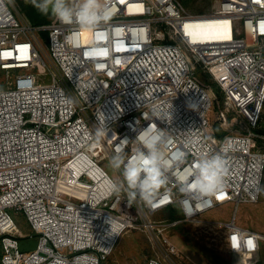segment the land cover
Listing matches in <instances>:
<instances>
[{"label": "built area", "instance_id": "2783aa9c", "mask_svg": "<svg viewBox=\"0 0 264 264\" xmlns=\"http://www.w3.org/2000/svg\"><path fill=\"white\" fill-rule=\"evenodd\" d=\"M106 3L109 19L93 29L57 19L34 26L12 0H0V264H105L134 229L156 248L147 264H177L189 259L169 239L170 228L205 225L203 216L223 205L233 204L236 213L260 200L264 0H216L205 15L188 13L177 0ZM201 17L229 18L231 38L200 36L190 24ZM200 70L221 88L225 112L236 110L247 129L217 135L214 94L199 80ZM171 105L172 118L151 120L153 108ZM150 123L165 130L161 151L173 167L148 207L128 196L122 168H114V179L104 165L118 147L130 157ZM226 139L232 146L224 153ZM216 153L229 161L226 188L214 196L181 192L177 178H189L199 159ZM113 182L122 186L119 195L111 194ZM176 208L181 217L172 218ZM11 209L38 235L34 251L21 250ZM159 212L169 217L153 221ZM214 223L225 228L231 253L260 251L264 235L238 225L235 216Z\"/></svg>", "mask_w": 264, "mask_h": 264}, {"label": "rangeland", "instance_id": "374dc122", "mask_svg": "<svg viewBox=\"0 0 264 264\" xmlns=\"http://www.w3.org/2000/svg\"><path fill=\"white\" fill-rule=\"evenodd\" d=\"M12 1L17 14L21 17H26V11L35 8L31 0ZM177 1L183 10L193 15L208 14L216 4V0ZM45 16L51 21L56 19L51 14ZM46 39L47 34L45 33L41 38L44 46L46 45ZM261 46L264 50V40L261 42ZM198 75L199 80L211 89L214 94L213 86L217 83L212 76L209 73L202 72V70H200ZM3 76L4 73L0 72V82H5L3 81ZM46 81H49L48 77H46ZM211 119L213 124H215L216 133L221 135L237 134L248 127L245 119L236 110L231 109L229 112H225L224 102H222V113L212 112ZM256 130L264 132V110L260 126ZM257 137L261 140V145L258 143V147L264 151V135L260 134ZM104 168L112 178H116V172L111 163L105 162ZM9 213L23 234V237L20 238L21 250L34 251L37 246L38 235L33 232L22 212H15V210L11 209ZM234 216L238 225L258 231L264 235V181L260 200L257 204L241 205L236 213L233 204L223 205L203 216L205 225L183 223L170 228L168 237L179 249L180 253L194 264H264V241H262L260 251L255 255L245 256L229 251L225 241V228L222 224H213V222L231 221ZM151 217L153 221H163L169 217V213L159 212ZM173 217H181L177 208L176 213H173ZM154 254H156V248L148 235L134 229L121 236L105 264H147L150 257ZM189 261L186 259V261H180L177 264H191Z\"/></svg>", "mask_w": 264, "mask_h": 264}, {"label": "clouds", "instance_id": "9594fccd", "mask_svg": "<svg viewBox=\"0 0 264 264\" xmlns=\"http://www.w3.org/2000/svg\"><path fill=\"white\" fill-rule=\"evenodd\" d=\"M31 3L43 15L51 14L61 23H76L83 28L94 29L109 19L106 0H79L78 6L70 3V0H31ZM171 109L172 105L170 109L153 108L151 120L155 117L168 121L172 118ZM144 118H148L147 114H144ZM166 139L165 130L150 123L133 141L136 147L130 157L123 147H118L110 161L115 169L122 168L128 196L132 200L139 198L148 207L155 203L160 189L168 183L167 173L173 167V161L161 151ZM122 141L125 145L129 142L127 139ZM231 146V140L226 139L223 152L230 151ZM176 159L182 162L185 154L181 153ZM228 174L229 161L225 154H207L199 159L189 178H177V182L181 192L195 190L202 195L214 196L226 188ZM121 191V184L113 182L111 194L119 195ZM111 232H114L112 222Z\"/></svg>", "mask_w": 264, "mask_h": 264}, {"label": "bare ground", "instance_id": "6f19581e", "mask_svg": "<svg viewBox=\"0 0 264 264\" xmlns=\"http://www.w3.org/2000/svg\"><path fill=\"white\" fill-rule=\"evenodd\" d=\"M197 19L193 20L190 26L198 30L203 38H231L232 31L229 18L201 17Z\"/></svg>", "mask_w": 264, "mask_h": 264}, {"label": "trees", "instance_id": "16d2710c", "mask_svg": "<svg viewBox=\"0 0 264 264\" xmlns=\"http://www.w3.org/2000/svg\"><path fill=\"white\" fill-rule=\"evenodd\" d=\"M26 13H27L26 17L31 21V23L34 26H42V25L50 24L52 22L51 20H48V18L45 15L41 14L36 8L27 10ZM213 87H214L215 92H214V107H213L212 112H217L221 114L222 113V102H224V95H223L221 88L217 84L214 85ZM256 133H257V136L260 134L264 135V132L259 131V130H256ZM217 135L223 136L218 133ZM259 139L260 138L256 137L257 142L259 143V145H261V140ZM1 257H2V250L0 247V263H1Z\"/></svg>", "mask_w": 264, "mask_h": 264}]
</instances>
